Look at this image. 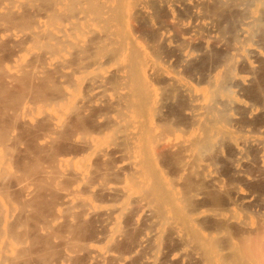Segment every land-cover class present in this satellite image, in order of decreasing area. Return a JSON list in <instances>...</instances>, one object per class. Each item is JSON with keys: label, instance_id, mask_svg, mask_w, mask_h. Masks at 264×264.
Listing matches in <instances>:
<instances>
[{"label": "bare ground", "instance_id": "6f19581e", "mask_svg": "<svg viewBox=\"0 0 264 264\" xmlns=\"http://www.w3.org/2000/svg\"><path fill=\"white\" fill-rule=\"evenodd\" d=\"M247 166L264 0H0V264H264Z\"/></svg>", "mask_w": 264, "mask_h": 264}, {"label": "rangeland", "instance_id": "374dc122", "mask_svg": "<svg viewBox=\"0 0 264 264\" xmlns=\"http://www.w3.org/2000/svg\"><path fill=\"white\" fill-rule=\"evenodd\" d=\"M24 143H26V142H24ZM23 146H24L23 148L27 147L26 144L23 145ZM23 148H22V150H18V151H17V155H16V156H18L19 158H21V156H22L23 154L25 155V153H24V152H25V149H23ZM18 154H19V155H18ZM20 154H21V155H20ZM24 155H23V156H24ZM23 156H22V157H23ZM257 167H258V166H257ZM254 168H255V167H254ZM254 168L251 167V166H247V167H246L247 170H246L245 172H248V171L251 172V173L249 174V177H250V175H252L251 177H253V178L250 177V180L252 179V180H251L252 182L250 181L251 184L253 183V181H254V182H257V183L259 182L258 184H257V183H254L253 185H257L258 188L260 187V189L262 188V189L264 190V182H263V181H264V173L262 172V170H260L261 168H255V169H254ZM257 171H258V172H257ZM260 172H261V173H260ZM247 174H248V173H247ZM260 179H261V180H260ZM262 182H263V183H262ZM10 183L12 184V186H10V185H11ZM10 183H9V185H8V187H7L8 190H9L10 187H11V189H12V187H13L12 190L15 191V193H16L17 190H15V186H13V183H12V182H10ZM12 190H11L10 192L13 193Z\"/></svg>", "mask_w": 264, "mask_h": 264}]
</instances>
